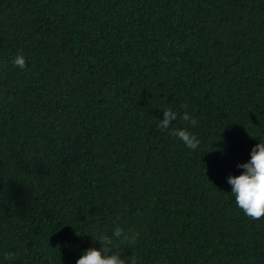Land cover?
<instances>
[{
    "label": "trees",
    "instance_id": "16d2710c",
    "mask_svg": "<svg viewBox=\"0 0 264 264\" xmlns=\"http://www.w3.org/2000/svg\"><path fill=\"white\" fill-rule=\"evenodd\" d=\"M260 141L264 0H0V264H76L116 227L138 264H264L226 182Z\"/></svg>",
    "mask_w": 264,
    "mask_h": 264
},
{
    "label": "clouds",
    "instance_id": "9594fccd",
    "mask_svg": "<svg viewBox=\"0 0 264 264\" xmlns=\"http://www.w3.org/2000/svg\"><path fill=\"white\" fill-rule=\"evenodd\" d=\"M13 64L20 69L25 68V57L22 54L16 55ZM159 111L162 116L160 119H155L160 130L175 137L186 148L197 150L201 144L197 135L186 128L174 126V122L179 119L189 122L191 126L195 127L197 120L187 111L179 114L172 107L166 105L162 106ZM249 157L246 162L236 165L240 174L229 175L226 182L230 185L231 195L241 212L253 219H260L264 217V142L260 141L256 144L251 149ZM135 239V234L116 227L111 235H98L94 241L98 242L100 247L85 250L77 259L76 264H138L135 256H124L118 247V244L125 242L132 245L135 243ZM5 258H8V254Z\"/></svg>",
    "mask_w": 264,
    "mask_h": 264
}]
</instances>
